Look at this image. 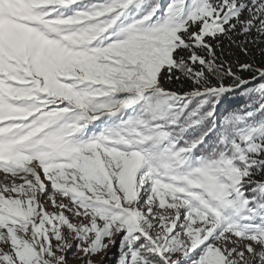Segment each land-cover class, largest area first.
Masks as SVG:
<instances>
[{
    "label": "snow or ice",
    "instance_id": "snow-or-ice-1",
    "mask_svg": "<svg viewBox=\"0 0 264 264\" xmlns=\"http://www.w3.org/2000/svg\"><path fill=\"white\" fill-rule=\"evenodd\" d=\"M261 63L264 0H0V264H264Z\"/></svg>",
    "mask_w": 264,
    "mask_h": 264
},
{
    "label": "trees",
    "instance_id": "trees-1",
    "mask_svg": "<svg viewBox=\"0 0 264 264\" xmlns=\"http://www.w3.org/2000/svg\"><path fill=\"white\" fill-rule=\"evenodd\" d=\"M222 43H223V47H224V54L227 57L228 54L232 51V49L229 48L227 40H222ZM217 51L219 54L220 50L218 49ZM231 59L235 60L236 57L232 56ZM240 59L245 60L246 58L241 56ZM257 60L259 62L261 60V58L257 57ZM261 66H264V63H261ZM244 75L247 77L249 75V73H244ZM226 83H230V81H226ZM176 87L179 88L180 85L177 84ZM243 103H245V99L242 97H239L238 94L231 96V97H226L224 103L221 104V110H223L225 107H229V106L232 108H236V107H239L240 105H242Z\"/></svg>",
    "mask_w": 264,
    "mask_h": 264
},
{
    "label": "rangeland",
    "instance_id": "rangeland-1",
    "mask_svg": "<svg viewBox=\"0 0 264 264\" xmlns=\"http://www.w3.org/2000/svg\"><path fill=\"white\" fill-rule=\"evenodd\" d=\"M93 130H96V129H93ZM2 178H3V175L0 174V179H2ZM49 210H51V207L50 206H49ZM69 257H70V264H78V262L71 260V253H69ZM95 259L99 260L100 257H95ZM107 264H114L113 259L112 258H109V260L107 261Z\"/></svg>",
    "mask_w": 264,
    "mask_h": 264
}]
</instances>
